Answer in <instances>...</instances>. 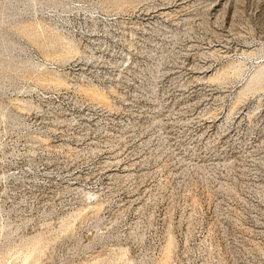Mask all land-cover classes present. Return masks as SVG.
<instances>
[{
	"label": "rangeland",
	"instance_id": "374dc122",
	"mask_svg": "<svg viewBox=\"0 0 264 264\" xmlns=\"http://www.w3.org/2000/svg\"><path fill=\"white\" fill-rule=\"evenodd\" d=\"M8 1L0 264H264V0Z\"/></svg>",
	"mask_w": 264,
	"mask_h": 264
},
{
	"label": "bare ground",
	"instance_id": "6f19581e",
	"mask_svg": "<svg viewBox=\"0 0 264 264\" xmlns=\"http://www.w3.org/2000/svg\"><path fill=\"white\" fill-rule=\"evenodd\" d=\"M0 1H1V0H0ZM2 1H3V0H2ZM9 1H10V0H9ZM9 1H8V3H10ZM11 1H13V0H11ZM22 1H23V0H22ZM48 1H50V0H48ZM52 1H53V0H52ZM55 1H56V0H55ZM4 2H5V1H4ZM13 2H14V1H13ZM20 2H21V1H20ZM40 2H41V1H40ZM40 2H39V3H40ZM53 2H54V1H53ZM56 2H57V1H56ZM2 3H3V2H2ZM26 3H27V2H26ZM50 3H51V2H48V4H50ZM0 4H1V3H0ZM16 4H17V1H16ZM16 4H15V5H16ZM19 4H20V3H19ZM23 4H25V3H23ZM28 4H29V2H28ZM32 4H33V3H32ZM58 4H59V3H58ZM62 4L64 5V3H62ZM3 5H4V3H3ZM30 5H31V4H30ZM34 5H36V4H34ZM52 5H53V4H52ZM20 6H21V5H20ZM28 6H29V5H28ZM36 6H38V3H37ZM40 6H41V5H40ZM45 6H46V4H45ZM48 6H50V5H48ZM54 6H55V5H54ZM15 7H16V6H15ZM18 7H19V6H18ZM25 7H27V6H25ZM33 7H35V6H33ZM52 7H53V6H52ZM52 7H51V8H52ZM58 7H59V6H57V7H55V8H58ZM61 7H63V6L61 5ZM7 8H8V7H7ZM13 8H14V7H13ZM22 8H23V7H22ZM27 8H28V7H27ZM27 8H26V9H27ZM40 8H41V7H40ZM40 8H38V9H40ZM43 8H44V7H43ZM47 8H48V7H47ZM38 9H37V10H38ZM44 9H45V8H44ZM1 10H2V9H1ZM3 10H4V9H3ZM6 10H7V9H6ZM10 10H11V9H10ZM14 10H16V9H14ZM20 10H21V9H20ZM35 10H36V8H35ZM12 11H13V10H12ZM0 12H1V11H0ZM2 12H3V11H2ZM19 12H21V11H19ZM26 12H27V11H26ZM26 12H25V13H26ZM34 12H35V11H34ZM23 13H24V10H23ZM30 14L33 15L34 13H30ZM1 15H2V13L0 14V16H1ZM3 15H4V14H3ZM6 15H7V14L5 13V16H6ZM10 15H12V14L10 13ZM10 15H9V17H10ZM15 15H16V14H15ZM21 15H22V13H21ZM21 15H20V19H21ZM24 15H25V14H24ZM28 15H29V14H28ZM5 16H4V18H5ZM7 17H8V16H7ZM9 17H8V18H9ZM4 18H3V19H4ZM1 19H2V18H1ZM6 19H7V18H6ZM4 20H5V19H4ZM16 20H17V19H16ZM22 20H23V19H22ZM11 21H12V20H11ZM18 21H19V20H18ZM2 22H3V21H2ZM2 22H1V23H2ZM12 23H14V21H13ZM2 24H3V23H2ZM2 24H1V25H2ZM3 25H4V24H3ZM5 25H7V22H6ZM7 26H8V25H7ZM3 27H4V26H3ZM3 27H2V28H3ZM0 30H1V29H0ZM1 31H3V30H1ZM1 31H0V32H1ZM4 32H5V30H4ZM10 33H11V32H10ZM8 35H9V34H8ZM10 35H11V34H10ZM0 37H1V36H0ZM5 37H6V36H5ZM11 40H12V39H11ZM13 40H14V39H13ZM5 42H6V40H5ZM7 42H8V41H7ZM16 42H17V41H15V42H13V43H16ZM1 43H2V41H1ZM4 44H5V43H4ZM16 44H17V43H16ZM6 45H8V44H6ZM17 45H18V44H17ZM15 46H16V45H15ZM15 46H14V47H15ZM19 46H20V45H19ZM19 46H18V47H19ZM18 47H17V48H18ZM7 49H8V48H7ZM13 49H14V48H13ZM18 49H19V48H18ZM22 49H23V48H22ZM11 50H12V49H11ZM4 51H7V50H4ZM8 51H9V50H8ZM13 51H14V50H13ZM13 51H12V52H13ZM20 51H21V49H20ZM24 51H26V50H24ZM2 52H3V51H2ZM5 53H6V52H5ZM26 53H27V52H26ZM26 53H25V54H26ZM28 53H29V52H28ZM28 53H27V54H28ZM1 54H3V53H1ZM1 54H0V55H1ZM8 54H9V53H8ZM8 54H7V56H8ZM19 54H20V52H19ZM23 54H24V52H23ZM4 55H5V54H4ZM12 56H14V55H12ZM28 56H29V55H28ZM9 57H10V56H9ZM26 57H27V55H26ZM26 57H25V58H26ZM29 57H30V56H29ZM13 58H14V57H13ZM13 58H12V59H13ZM16 58H17V56H16ZM16 58H14V59H16ZM4 59H5V58H4ZM6 59H7V58H6ZM14 59H13V60H14ZM17 59H18V58H17ZM22 59H23V58H22ZM28 59H29V58H28ZM8 60H10V62L12 61L11 59H8ZM30 60H31V59H30ZM16 61H17V60H16ZM16 61H14V62H16ZM21 61H23V60H21ZM27 61H28V60H27ZM3 62H4V61H3ZM14 62H12V63H14ZM18 62H19V61H18ZM5 63H6V62H5ZM26 63H27V62H26ZM28 63H29V61H28ZM28 63H27V64H28ZM32 63H33V62H32ZM32 63H31V64H32ZM8 64H10V63L8 62ZM18 64H19V63H18ZM1 65H2V64H1ZM5 65H6V64H5ZM29 65H30V64H29ZM29 65H28V66H29ZM7 66H9V65H7ZM14 66H15V65H14ZM16 66H17V65H16ZM21 66H22V65H21ZM23 66H25V65H23ZM32 66H33V65H32ZM3 67H5V66H3ZM9 67H10V66H9ZM12 67H13V66H12ZM0 69H1V67H0ZM5 69L9 70L8 68H5ZM5 69H4V70H5ZM10 69H11V68H10ZM14 69L16 70V68H14ZM18 69H19V68H18ZM12 71H13V70H12ZM5 72H6V71H5ZM262 73H263V72H262ZM8 75H9V74H8ZM10 76H11V74H10ZM2 77H3V76H2ZM260 77L263 78V76H261V75H260ZM0 78H1V77H0ZM10 78H11V77H10ZM257 78H258V77H257ZM5 79H6V76H5ZM254 79H256V78H254ZM258 79H259V78H258ZM261 80H262V79H261ZM4 81H5V80H4ZM7 81H8V80H7ZM256 81H257V80H256ZM259 81H260V80H259ZM262 82H263V80H262ZM2 83H3V82H2ZM2 83H1V84H2ZM9 83H10V82H9ZM260 83H261V82H260ZM260 83H259V84H260ZM1 84H0V86H1ZM256 84H258V82H256ZM2 91H3V90H2ZM1 119H2V118H1ZM10 123H11V122H10Z\"/></svg>",
	"mask_w": 264,
	"mask_h": 264
}]
</instances>
